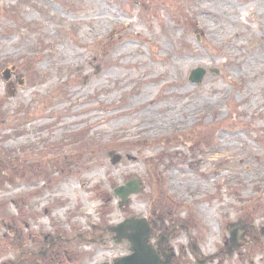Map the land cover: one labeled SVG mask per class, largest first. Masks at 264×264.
Wrapping results in <instances>:
<instances>
[{"label":"rangeland","instance_id":"obj_1","mask_svg":"<svg viewBox=\"0 0 264 264\" xmlns=\"http://www.w3.org/2000/svg\"><path fill=\"white\" fill-rule=\"evenodd\" d=\"M261 11L0 0V264H113L131 252L111 230L133 216L164 224L154 245L173 233L171 264H264Z\"/></svg>","mask_w":264,"mask_h":264},{"label":"water","instance_id":"obj_2","mask_svg":"<svg viewBox=\"0 0 264 264\" xmlns=\"http://www.w3.org/2000/svg\"><path fill=\"white\" fill-rule=\"evenodd\" d=\"M205 75L206 71L202 68H199L191 73L190 80L194 84H200L203 81ZM8 78L9 76L7 75V79ZM119 160V156H114L113 164H116ZM141 188L142 186L140 181H138V179H133L128 181L125 185L117 187L114 190V195L121 200V205L125 206L128 203L129 198L139 193ZM111 231L117 234V243H121L124 240L129 241L130 251L132 253L127 257L116 260L114 264H170L171 255H169L168 252L166 253L162 251L161 249L162 244L165 242V238L159 241V249L163 252L165 257L164 261L161 260L154 246L149 243L153 230L147 223L146 219H127L124 223L118 225L116 228H113ZM242 231L243 230L240 231L239 229L232 228V246L230 251L240 247Z\"/></svg>","mask_w":264,"mask_h":264},{"label":"bare ground","instance_id":"obj_3","mask_svg":"<svg viewBox=\"0 0 264 264\" xmlns=\"http://www.w3.org/2000/svg\"><path fill=\"white\" fill-rule=\"evenodd\" d=\"M218 3H220V2H218ZM233 11V15H234V20L232 19V18H229L228 20L226 19V22H227V24H231L232 26H234V22H236L237 20V14H239V10H232ZM260 14H262L263 16H264V11H261V13H258L257 12V15H260ZM236 42V41H235ZM237 43V42H236ZM251 60L252 61H255V63H258L259 61H260V57H258V56H254V57H252L251 58ZM262 61V60H261Z\"/></svg>","mask_w":264,"mask_h":264},{"label":"flooded vegetation","instance_id":"obj_4","mask_svg":"<svg viewBox=\"0 0 264 264\" xmlns=\"http://www.w3.org/2000/svg\"><path fill=\"white\" fill-rule=\"evenodd\" d=\"M163 225H164V224H163ZM163 225H160V227H155V228H154V232L158 231V232H162V233H163V232L165 231V227H164ZM168 235H170V233H169ZM172 235H173V233H172ZM172 235H171V236H172ZM169 240H170V239H168L167 242H168ZM166 248H167V247H166Z\"/></svg>","mask_w":264,"mask_h":264}]
</instances>
